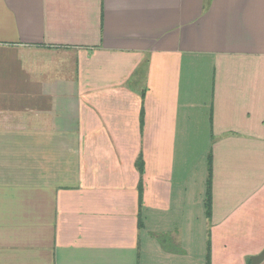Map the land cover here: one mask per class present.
Here are the masks:
<instances>
[{
  "label": "crops",
  "instance_id": "obj_1",
  "mask_svg": "<svg viewBox=\"0 0 264 264\" xmlns=\"http://www.w3.org/2000/svg\"><path fill=\"white\" fill-rule=\"evenodd\" d=\"M208 243L264 249V0H0V264Z\"/></svg>",
  "mask_w": 264,
  "mask_h": 264
},
{
  "label": "trees",
  "instance_id": "obj_2",
  "mask_svg": "<svg viewBox=\"0 0 264 264\" xmlns=\"http://www.w3.org/2000/svg\"><path fill=\"white\" fill-rule=\"evenodd\" d=\"M140 170H141V166H140ZM206 214L209 217L210 215V179H208L207 181V192H206ZM208 253L206 256V264H210V260H209V243H208Z\"/></svg>",
  "mask_w": 264,
  "mask_h": 264
},
{
  "label": "water",
  "instance_id": "obj_3",
  "mask_svg": "<svg viewBox=\"0 0 264 264\" xmlns=\"http://www.w3.org/2000/svg\"><path fill=\"white\" fill-rule=\"evenodd\" d=\"M264 260V249L257 255L250 257V264H260Z\"/></svg>",
  "mask_w": 264,
  "mask_h": 264
}]
</instances>
